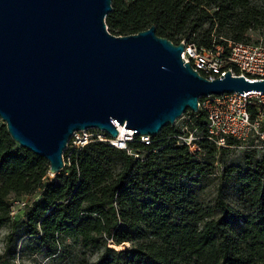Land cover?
Segmentation results:
<instances>
[{"label": "trees", "instance_id": "1", "mask_svg": "<svg viewBox=\"0 0 264 264\" xmlns=\"http://www.w3.org/2000/svg\"><path fill=\"white\" fill-rule=\"evenodd\" d=\"M111 6L105 24L112 34L154 25L174 44L184 38L207 49L222 45L224 53L229 40L249 41L247 32L264 26V8L251 0H111ZM185 126L199 134L196 152L178 141L187 130L167 125L148 145L138 136L128 142L139 158L103 141L66 150L63 168L48 179V162L18 146L0 119V226H9L12 247L21 238V254L53 256L70 238L98 253L86 264L264 263V160L226 166L213 201L204 203L199 180L214 173L226 147L208 139L204 114L194 113ZM228 185L236 206L226 201ZM36 191L23 217L10 221L9 197Z\"/></svg>", "mask_w": 264, "mask_h": 264}, {"label": "water", "instance_id": "2", "mask_svg": "<svg viewBox=\"0 0 264 264\" xmlns=\"http://www.w3.org/2000/svg\"><path fill=\"white\" fill-rule=\"evenodd\" d=\"M111 0H0V119L12 140L64 166L75 131L158 134L209 95L264 93V79H209L181 58L183 43L107 30Z\"/></svg>", "mask_w": 264, "mask_h": 264}, {"label": "built area", "instance_id": "3", "mask_svg": "<svg viewBox=\"0 0 264 264\" xmlns=\"http://www.w3.org/2000/svg\"><path fill=\"white\" fill-rule=\"evenodd\" d=\"M184 44L181 58L188 62L199 74L212 79L230 70L233 74L251 78L264 79V41H230L227 52L222 45H215L211 49L204 48L194 42L180 40ZM195 113L204 114L208 139L215 142L218 148L226 147L229 139L244 143L254 137L257 141H264V93L237 92L222 95H209L198 101V110ZM124 129L121 134L119 128ZM118 135L115 138L108 136L98 129H84L75 131L65 149L72 151L79 149L92 141L107 142L111 146L126 150L127 153L139 158L143 154L128 146V142L135 137L131 130L118 126ZM139 140L148 145L151 142L149 135H139ZM179 143L188 146L191 152L198 149L193 133L177 136ZM26 201L15 200L10 206L9 214L14 217L17 209H22Z\"/></svg>", "mask_w": 264, "mask_h": 264}, {"label": "rangeland", "instance_id": "4", "mask_svg": "<svg viewBox=\"0 0 264 264\" xmlns=\"http://www.w3.org/2000/svg\"><path fill=\"white\" fill-rule=\"evenodd\" d=\"M254 4L261 8H264V0H251ZM108 30V28H107ZM109 31V30H108ZM111 33V32H110ZM112 34V33H111ZM115 35V34H114ZM250 41H264V26L256 29L249 30L246 34ZM229 40L227 42H230ZM195 112L186 110L180 117H178L173 125L174 127H181L187 134L193 133L194 137H198L199 134L196 129L187 128L186 122L194 116ZM64 154V153H63ZM222 162H216L214 173L207 174L201 177L199 180V186L201 187L199 195L204 203L212 202L216 192V186L218 183L217 175H220L223 169L228 165H239L246 168V165L251 161L264 160V141H257L254 137L250 138L244 143L232 142L226 146V151L221 156ZM53 175L48 174L47 178L51 179ZM226 201L231 205L236 206L233 190L230 185L225 188ZM39 198V192L36 191L30 195L22 196H10L8 202L10 206L15 200L31 201ZM11 219H19L23 217V208L17 209L14 217L10 215ZM11 230L7 224L0 226V264H86L95 261L98 257V253L91 251L90 249L81 248L79 243H74L72 239L66 238L60 245V249L57 254L53 256H46L44 253L37 252L30 254L29 252L20 253V249L23 246L21 244L22 239L17 241V245L12 247L8 241V237ZM120 246V247H119ZM114 246L116 249L122 247H128V243L124 245ZM14 250L15 253H12ZM264 264V263H262Z\"/></svg>", "mask_w": 264, "mask_h": 264}, {"label": "bare ground", "instance_id": "5", "mask_svg": "<svg viewBox=\"0 0 264 264\" xmlns=\"http://www.w3.org/2000/svg\"><path fill=\"white\" fill-rule=\"evenodd\" d=\"M120 133L123 134L124 133V129L122 127L119 128ZM120 247V246H119Z\"/></svg>", "mask_w": 264, "mask_h": 264}]
</instances>
